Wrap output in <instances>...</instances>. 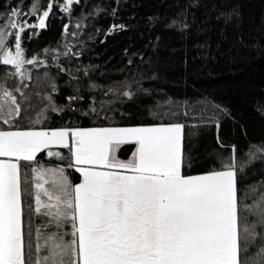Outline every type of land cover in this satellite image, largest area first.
I'll use <instances>...</instances> for the list:
<instances>
[{
	"label": "trees",
	"instance_id": "16d2710c",
	"mask_svg": "<svg viewBox=\"0 0 264 264\" xmlns=\"http://www.w3.org/2000/svg\"><path fill=\"white\" fill-rule=\"evenodd\" d=\"M29 1L0 0V21L20 2L29 8ZM66 2H54L44 29L28 28L21 35L25 59L39 63L30 88L51 92L65 109L50 112L39 124L27 123L22 113L3 128L182 124L187 163L182 173L223 170L234 162L235 149L237 167L244 165L237 174L245 206L241 218L264 232L254 223L264 191V0H79L63 11ZM9 67L0 61V76ZM125 84H131L130 98L109 91ZM134 148L135 143L123 144L118 154L128 157ZM249 153L258 158L249 161ZM39 170H62L73 186L82 181L63 146L43 149L32 162L20 161L25 224L30 216L32 229L28 264L43 254L35 251L44 243L35 229L45 235L57 231L55 224L45 227L51 217L27 211L29 204L34 207ZM59 231L66 241L72 238L70 222ZM257 252L250 246L249 256L259 260Z\"/></svg>",
	"mask_w": 264,
	"mask_h": 264
},
{
	"label": "snow or ice",
	"instance_id": "6c2138e0",
	"mask_svg": "<svg viewBox=\"0 0 264 264\" xmlns=\"http://www.w3.org/2000/svg\"><path fill=\"white\" fill-rule=\"evenodd\" d=\"M73 3L79 0H67L63 11ZM38 8L39 0H34L31 14ZM51 9L49 4L38 25L19 22L18 9L10 12L7 25L0 26V50L6 48V37L14 35V54L4 51L3 65L23 75L22 65L36 62L25 61L20 34L26 28L44 29ZM20 113L16 96L0 92V119L7 124ZM184 127L0 131V264H28L32 229L30 216L27 228L25 224L22 196L27 193L21 190L20 161H34L53 143L70 149L82 182L73 186L62 170L37 171L34 207L29 204L27 211L51 217L45 227L55 224L57 231L45 235L35 229L44 243L35 245L43 254L33 264H264V232L241 218L245 206L238 197L237 174L244 165L237 167L235 149L234 162L223 170L184 175ZM133 141L132 159L117 160L118 146ZM255 158L249 153V161ZM259 197L254 223L264 227V191ZM64 222L72 228L67 241L59 231ZM250 246L257 247L259 260L249 256Z\"/></svg>",
	"mask_w": 264,
	"mask_h": 264
},
{
	"label": "rangeland",
	"instance_id": "374dc122",
	"mask_svg": "<svg viewBox=\"0 0 264 264\" xmlns=\"http://www.w3.org/2000/svg\"><path fill=\"white\" fill-rule=\"evenodd\" d=\"M55 1L57 0H50L48 5L49 4L53 5ZM33 2L34 0L29 1V8L27 9L22 8V2H20V4H18L17 6H14L9 12L2 15L0 26L7 25L8 15L13 9H18L21 12V16L18 18L19 22L23 23L24 21H27L28 24L38 25V22H39L38 18L40 15H42L43 11L47 9V7L44 6L45 4L44 0H39L38 11L35 15H32L31 8H32ZM6 31L8 33H15V32H18V29L7 28ZM21 35L22 33L20 34V37ZM11 40H14V35H8L6 37V48L3 50H0V61H2L4 51L11 50L14 54V41H11ZM10 42L12 43L10 44ZM20 44L22 47V38L20 39ZM25 61H27V59H25ZM39 61H43V58L39 59ZM38 65L39 63H36V62L34 64L24 63L22 65L23 75L17 74L15 67L10 65L11 67L7 68L4 71V73L1 74L0 76V92L7 90V91L12 92L16 96L17 101L21 107L20 115L22 113H25L26 122L31 123V124L41 123L52 111L61 112L65 109L64 105L59 104L56 101L55 97L52 95L51 92L34 90L30 88L29 80H30L31 71L34 67H37ZM109 91L114 92V93H119V94H125V93L131 94L132 88H131V84L113 85L109 87ZM18 117H12L11 122L7 124L9 125L13 124L14 121ZM3 124H5L3 122V119H0V131H4L3 129H6V128H3L2 126ZM47 131H50V130H47ZM50 145L48 147H50ZM132 157L129 158V156L128 157L122 156L116 159L127 162L130 159H132Z\"/></svg>",
	"mask_w": 264,
	"mask_h": 264
},
{
	"label": "crops",
	"instance_id": "0c3cea01",
	"mask_svg": "<svg viewBox=\"0 0 264 264\" xmlns=\"http://www.w3.org/2000/svg\"><path fill=\"white\" fill-rule=\"evenodd\" d=\"M151 126H158V125H138V126H123V127H93V128H129V127H151ZM86 129H89V128H86ZM4 131H17V130H35V129H17V130H12V129H3ZM36 130H39V129H36ZM42 130V129H41ZM56 130V129H55ZM47 131V130H46ZM127 143H135L134 141L133 142H127ZM123 144H126V143H123ZM119 145L118 148L116 149L115 151V156L116 158H119L120 155L118 154V150L119 148L123 145ZM55 146H62V145H59V144H56L53 143L50 145V147L48 148H51V147H55ZM136 148H137V145L135 144V148H134V151L130 154L129 158H131L133 156V154L135 153L136 151ZM121 171H124V170H121ZM82 182V181H81Z\"/></svg>",
	"mask_w": 264,
	"mask_h": 264
}]
</instances>
